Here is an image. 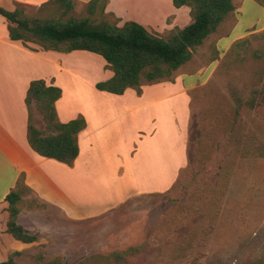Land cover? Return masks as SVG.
I'll return each instance as SVG.
<instances>
[{"label":"rangeland","instance_id":"obj_1","mask_svg":"<svg viewBox=\"0 0 264 264\" xmlns=\"http://www.w3.org/2000/svg\"><path fill=\"white\" fill-rule=\"evenodd\" d=\"M101 4L93 15L89 5L76 2L65 16L58 4L25 11L30 17L116 24ZM234 5L213 39L220 37L221 53L233 42L239 46L218 56L210 75L203 66L212 50L199 49L181 68L187 73L182 79L190 86L209 77L190 92L180 84L144 79L140 90L129 91L141 99H128L131 107L140 109L127 114L96 99L94 89L80 81L104 80L106 71L112 76L102 57L86 52L82 60L88 68L75 70L85 74L76 82L66 73L64 109L70 115L117 111L109 141L132 149V158L122 181L120 161L111 160L110 185L115 190L121 182L122 197L134 196L103 216L66 223L67 237L10 252L17 264H44L53 257L64 264H264V0H234ZM39 120L37 115L36 126ZM112 157L117 159L116 151ZM147 188L155 192L142 193ZM30 202L44 207L37 199Z\"/></svg>","mask_w":264,"mask_h":264},{"label":"crops","instance_id":"obj_2","mask_svg":"<svg viewBox=\"0 0 264 264\" xmlns=\"http://www.w3.org/2000/svg\"><path fill=\"white\" fill-rule=\"evenodd\" d=\"M48 1L0 0V8L9 11L19 6L25 9L39 8ZM91 1L75 0L79 5H88ZM100 7L102 9V6ZM102 12L115 20L120 27L132 21L149 31L162 35L177 27H184L191 20L189 11L184 6L176 8L172 0H104ZM216 35L218 32L200 48L208 47L212 50L210 63L203 66L207 68L208 75H210V69L217 64V54L221 56L228 52L234 43L221 53L220 42H218L220 37L213 39ZM31 46L37 50L27 48L21 41L11 40L8 21L0 15V262L8 260L10 252H21L44 240L67 237L70 233L67 232L66 223L76 225L83 220L103 216L112 211L119 202L125 201L127 196H134L122 197L121 182L115 185V190H112L110 185L113 177L107 168L111 160L120 161L118 178L122 181L128 172L125 163L132 158L130 157L132 149H127V146L120 142L109 141L113 132H116L115 127L111 128V125L114 124L112 118L117 111H113V108H98L70 115V111L64 109L63 77L68 73L74 81L82 78L83 73L78 74L75 70L88 68L86 64L88 61L82 58H87L84 55L86 52H92L63 53L43 50L35 44ZM211 58H214V61ZM181 68L176 72L175 81H167V85L180 84L183 91L190 92L203 85L209 77L207 75L203 83L198 82L187 86L181 76L187 73H183L184 68ZM105 76L104 80L100 81L97 79L90 83L83 79L80 81H83V85L94 89L96 99L102 98L113 107L121 106L122 113H136L140 106L131 107L128 99L135 102H141V99L137 98L134 92L129 94L132 89L126 90L122 95H116L96 88L98 82L110 79L113 73L111 76L106 71ZM39 79L45 80L48 85L62 89V97L56 102L60 122L68 123L80 117L86 120V128L77 136L79 155L73 166L39 155L28 142L26 95L30 83ZM39 123L41 126L37 124V127L42 129L44 127L42 120H39ZM114 151H116L117 159L112 157ZM187 160H189V152ZM22 177L30 193L23 197L18 223L26 233L38 238V241L34 243L18 241L6 231L9 219L7 211L9 204L6 197L16 189ZM174 183L173 180L170 181L162 192ZM141 191L144 194L155 192L149 188L141 189ZM32 199H37L44 207H34L30 202ZM7 247H9L8 250Z\"/></svg>","mask_w":264,"mask_h":264},{"label":"trees","instance_id":"obj_3","mask_svg":"<svg viewBox=\"0 0 264 264\" xmlns=\"http://www.w3.org/2000/svg\"><path fill=\"white\" fill-rule=\"evenodd\" d=\"M176 8H190V22L177 27L164 38L149 31L136 22H126L118 26L111 22L93 24L86 18H38L26 14L23 6L13 11L0 8V15L8 21L10 39L21 41L29 49L31 44L43 50L63 53L88 51L100 55L107 63L113 76L96 84L100 91L122 95L128 89L140 90L145 79L150 83L175 81L176 72L189 63L204 43L216 34L223 23L234 12V0H172ZM104 0H92L89 5L93 15ZM58 4L65 16L75 6V0H49L39 6ZM246 40H244L245 42ZM235 42L231 49L239 44ZM218 57V54H217ZM214 61V58H211ZM62 97V89L48 85L45 80H33L26 95L28 108L27 138L30 146L39 155L56 159L73 166L79 155L78 133L86 128L83 117L62 123L58 119L56 102ZM37 115L44 128L36 126ZM264 156V155H263ZM30 189L22 177L6 197L9 219L7 233L23 243L38 241L35 235L28 234L18 223L23 197ZM18 254L19 252H12ZM0 264H17L11 255ZM44 264H64L60 257H53Z\"/></svg>","mask_w":264,"mask_h":264}]
</instances>
